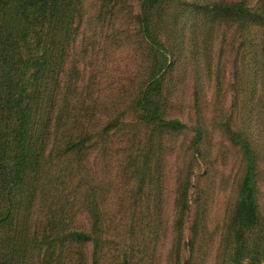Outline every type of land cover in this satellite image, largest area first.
Instances as JSON below:
<instances>
[{"label": "rangeland", "instance_id": "obj_1", "mask_svg": "<svg viewBox=\"0 0 264 264\" xmlns=\"http://www.w3.org/2000/svg\"><path fill=\"white\" fill-rule=\"evenodd\" d=\"M219 1L242 0H176L166 5L172 11L163 10L161 19L160 12L151 14L157 24L151 26L153 47L157 44L166 56L158 63L168 102L164 118L188 127L164 132L157 140V134L150 133L140 119L141 111L133 108L151 66L145 58L150 50L139 23L145 0H121L115 9L100 6V0H84L75 49L87 50L76 58L86 84L78 85L91 86L89 101L94 99L96 105L86 113L87 118L92 117L85 128L70 135L71 142L69 136L60 137L62 146L52 152L61 157L62 166L57 171L55 156H50L44 176L48 181L50 171L62 172L59 178L68 183L63 197L83 179V187L96 188L105 202L107 217L93 228L77 199L62 198L60 203L71 226L94 236L100 230L103 233L100 246L93 243L87 249V264H175V203L184 189L187 208L182 237H177L182 244L180 264H232V239L226 241V224L247 172L244 141L255 158L256 198L262 218L260 228L249 235V243H257L264 252V55L259 50L264 45V26L235 22L212 26L200 20H210L220 8L215 5ZM255 3L257 0H251L249 6L255 8ZM67 72V66L62 68L59 80ZM72 125L66 127V133ZM149 141L153 142L150 163L155 171L158 159L162 160L159 216L155 215V194L149 198L138 193L131 179L142 168L143 162L137 159L145 156ZM163 142L161 153L158 146ZM74 171L75 178L68 179ZM5 245L0 243L2 255ZM33 260L37 264V258ZM61 262L74 264L67 254Z\"/></svg>", "mask_w": 264, "mask_h": 264}, {"label": "trees", "instance_id": "obj_2", "mask_svg": "<svg viewBox=\"0 0 264 264\" xmlns=\"http://www.w3.org/2000/svg\"><path fill=\"white\" fill-rule=\"evenodd\" d=\"M175 1L145 0V13L139 21L144 43L150 50L145 58L151 66L148 81L133 101V108L141 111L140 119L150 133L157 134V140L164 132L188 128L178 120L164 118L168 102L162 88L164 76L158 77L162 70L158 63L166 56L156 48L157 44L153 47L155 38L151 34V26L157 27L151 14L158 11L161 19L163 10L172 11V6L166 5ZM192 1L198 3L199 0ZM120 3L121 0H100V6L112 9ZM250 4L251 0L219 1L215 5L220 8L210 20L206 17H200V20L212 26L223 23L231 26L232 22L264 26V0H257L255 8ZM83 14L84 0H0V243H6L4 255L0 254V264H33L34 258H37V264H62L65 254L74 264H87V249L93 243L99 247L102 241L101 230L99 236H94L91 231L71 226L70 218L63 216L65 209L60 205L67 197L77 199L79 209L86 212L93 228L95 223L101 224L107 217L103 208L105 202L96 193V188L83 187L82 179L74 183L70 195L63 197L68 183L59 178L62 172L54 174L50 171L48 181L45 180L47 175L44 176L45 163H50L48 158L55 156L53 149L58 152L62 146L58 143L60 137L69 136L67 141L71 142L73 137L70 135L85 128L84 123L92 117L87 118L86 113L92 112L96 105L94 99L89 101L91 86L85 85V73L76 60L80 54H87L85 47L82 52L75 49ZM259 50L263 56L264 45ZM66 66L68 72L59 80L60 70ZM78 82L85 84L78 85ZM70 123L73 127L66 133ZM152 143L149 141L145 156L137 159L143 162L142 168L133 172L131 179L138 193L144 192L149 198L155 194V215L159 216L157 203L161 204V181L158 177L162 175V160L158 159L155 171L150 163L154 154ZM164 147V142L159 143V152L162 153ZM242 150L247 172L226 224V241L232 239V264H264L260 245L256 243L254 247L249 243V235L262 224L256 198L255 158L245 141ZM55 157L54 168L59 171L61 157ZM75 173H69L68 179L75 178ZM186 193L184 189L175 203L178 210L173 229L175 264H180L182 244L177 237L182 235ZM125 257L123 255L122 260ZM97 259L95 257L94 261Z\"/></svg>", "mask_w": 264, "mask_h": 264}]
</instances>
